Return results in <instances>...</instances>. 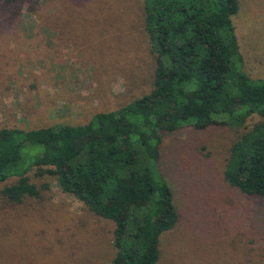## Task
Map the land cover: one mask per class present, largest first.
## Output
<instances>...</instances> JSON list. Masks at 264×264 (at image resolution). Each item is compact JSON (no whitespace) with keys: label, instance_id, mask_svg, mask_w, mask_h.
Returning a JSON list of instances; mask_svg holds the SVG:
<instances>
[{"label":"rangeland","instance_id":"374dc122","mask_svg":"<svg viewBox=\"0 0 264 264\" xmlns=\"http://www.w3.org/2000/svg\"><path fill=\"white\" fill-rule=\"evenodd\" d=\"M141 12L142 0H0V128L81 124L149 92L155 53ZM233 23L244 72L264 78V0H239ZM259 121L163 133L155 170L179 218L158 264H264V201L223 177L230 146ZM30 174L39 198L0 196V264H108L114 224Z\"/></svg>","mask_w":264,"mask_h":264},{"label":"trees","instance_id":"16d2710c","mask_svg":"<svg viewBox=\"0 0 264 264\" xmlns=\"http://www.w3.org/2000/svg\"><path fill=\"white\" fill-rule=\"evenodd\" d=\"M238 10L239 0H142V27L155 53L150 91L81 124L1 127L0 196L13 204L39 198L31 171L54 179L90 214L114 224L108 264H158L161 235L179 218L171 186L155 170L163 133L240 127L257 114L261 121L230 146L223 177L264 201V78L243 70Z\"/></svg>","mask_w":264,"mask_h":264}]
</instances>
